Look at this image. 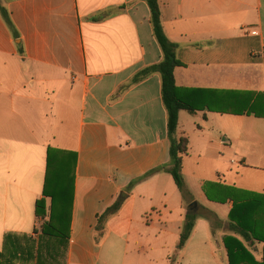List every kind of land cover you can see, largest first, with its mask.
Listing matches in <instances>:
<instances>
[{
  "label": "crops",
  "instance_id": "1",
  "mask_svg": "<svg viewBox=\"0 0 264 264\" xmlns=\"http://www.w3.org/2000/svg\"><path fill=\"white\" fill-rule=\"evenodd\" d=\"M159 2L176 84L199 108L179 115L186 199L151 174L170 141L161 75L133 82L164 57L146 0H0L20 34L0 14V264H230L229 236L262 260L263 244L230 230L233 202L204 186L264 195V117L238 113L264 94V0ZM49 148L77 156L64 237L42 235L36 216Z\"/></svg>",
  "mask_w": 264,
  "mask_h": 264
},
{
  "label": "trees",
  "instance_id": "2",
  "mask_svg": "<svg viewBox=\"0 0 264 264\" xmlns=\"http://www.w3.org/2000/svg\"><path fill=\"white\" fill-rule=\"evenodd\" d=\"M146 2L151 11L150 22L154 37L160 45L164 57L159 64L137 74L133 82L136 83L153 73L161 75L162 96L168 114V139L170 141V162L151 172V174L161 170L169 173L182 196L186 199L190 198V192L183 176V162L189 153V140L179 133V115L181 111L195 114L199 108L181 96L180 89L176 84L175 70L182 66V63L177 57V45L168 38L164 31L160 2L159 0H146ZM0 12L14 39H20V34L16 30L7 9L0 6ZM251 96L254 97V94ZM261 109H264V94L255 100L253 99V105L250 108L238 113L246 112L248 115L255 114L258 117H264V113H259ZM76 160L77 156L74 153H65L53 148L48 150L43 197L36 203V216L43 220L40 225V232L44 236H67L65 231L69 230L71 221L70 208L73 203ZM204 191L210 201L233 202L230 213V230L232 232L246 241H256L263 244V258L258 261L240 240L232 236L227 237L225 244L230 264H264V195L247 193L214 183H207L204 186ZM48 199L51 200V206H48ZM121 205L122 202L117 201L100 216L98 229L101 228L102 221L109 215L116 213ZM57 208L59 209L58 212ZM195 220L194 216L189 215L187 217L181 233L180 247L185 246L189 240L195 227Z\"/></svg>",
  "mask_w": 264,
  "mask_h": 264
},
{
  "label": "rangeland",
  "instance_id": "3",
  "mask_svg": "<svg viewBox=\"0 0 264 264\" xmlns=\"http://www.w3.org/2000/svg\"><path fill=\"white\" fill-rule=\"evenodd\" d=\"M1 7H3L2 5H0ZM4 8V7H3ZM6 9V8H5ZM8 11V10H7ZM0 14H1V12H0ZM10 14V13H9ZM1 16H2V14H1ZM3 18V17H2ZM10 18H11V15H10ZM4 20V19H3ZM11 20H12V18H11ZM5 22V21H4ZM13 22V21H12ZM14 24V23H13ZM15 26V25H14ZM8 27V26H7ZM15 28H16V26H15ZM9 29V28H8ZM10 30V29H9ZM16 30L18 31V29L16 28ZM11 32V31H10ZM19 32V31H18ZM13 36V35H12ZM14 38V37H13ZM16 40V39H15ZM20 39H18V40H16V41H19ZM0 45H5V42L4 41H2L1 39H0ZM15 45V44H14ZM20 46V44H18V47Z\"/></svg>",
  "mask_w": 264,
  "mask_h": 264
},
{
  "label": "water",
  "instance_id": "4",
  "mask_svg": "<svg viewBox=\"0 0 264 264\" xmlns=\"http://www.w3.org/2000/svg\"><path fill=\"white\" fill-rule=\"evenodd\" d=\"M193 205H196V204H193Z\"/></svg>",
  "mask_w": 264,
  "mask_h": 264
}]
</instances>
